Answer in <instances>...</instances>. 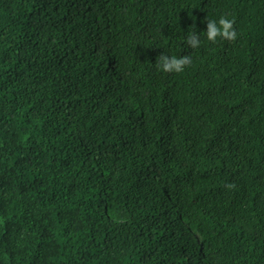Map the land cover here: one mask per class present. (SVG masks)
<instances>
[{
	"label": "trees",
	"instance_id": "trees-1",
	"mask_svg": "<svg viewBox=\"0 0 264 264\" xmlns=\"http://www.w3.org/2000/svg\"><path fill=\"white\" fill-rule=\"evenodd\" d=\"M0 264H264V0H0Z\"/></svg>",
	"mask_w": 264,
	"mask_h": 264
},
{
	"label": "clouds",
	"instance_id": "clouds-1",
	"mask_svg": "<svg viewBox=\"0 0 264 264\" xmlns=\"http://www.w3.org/2000/svg\"><path fill=\"white\" fill-rule=\"evenodd\" d=\"M234 23L235 21L227 16H221L218 20H208L206 31L204 32L206 40L212 44H215L218 40L235 42L238 38V33L234 28ZM185 43L191 49L199 48L201 45L200 35L197 32H189ZM191 63L192 58L189 55L169 57L163 53L157 58L155 66L163 73H182ZM235 187V184L227 185L229 189H234Z\"/></svg>",
	"mask_w": 264,
	"mask_h": 264
}]
</instances>
